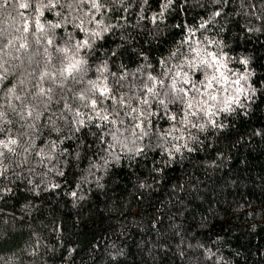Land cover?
<instances>
[{
	"label": "trees",
	"instance_id": "1",
	"mask_svg": "<svg viewBox=\"0 0 264 264\" xmlns=\"http://www.w3.org/2000/svg\"><path fill=\"white\" fill-rule=\"evenodd\" d=\"M33 2L0 0V264H264V0Z\"/></svg>",
	"mask_w": 264,
	"mask_h": 264
},
{
	"label": "snow or ice",
	"instance_id": "2",
	"mask_svg": "<svg viewBox=\"0 0 264 264\" xmlns=\"http://www.w3.org/2000/svg\"><path fill=\"white\" fill-rule=\"evenodd\" d=\"M3 2H4V4L6 5V4H8L9 0H3ZM42 2H43V0H40V3H42ZM169 2H170V0H169ZM224 2H225V3H228L229 0H224ZM18 6H19V8H24V9H27V8L31 7L34 11L39 12V15H40V16L43 15V11L40 10L39 3H36L35 0H34V2H33L31 5L28 4V3H19ZM45 6H46V7H54L55 5L51 3V0H49L48 5H45ZM101 6H102V5L100 4L99 0H92V2H91V7H92L93 9H99ZM215 14H216V15H220L219 12H216ZM30 26L35 27L36 30H38V31H41V32L44 31V25L40 23L39 17H37V18L35 19V21L33 22L32 25H29L28 23H26V24H25V27H24V31H28ZM49 27L59 28L60 25H59V24H57V25H49ZM200 27H204V25L202 24V25H200ZM48 43L51 44L52 41L49 40ZM24 46H25V45H21V47H24ZM73 47L75 48L76 51H79V49H81V48L89 47V42H88V40H84V41H82V42H80V43L74 45ZM59 51H60V52H63V53H67V52H69V49H68V48H61V49H59ZM197 55H199L198 52H197ZM213 59H215V57H213ZM85 63H86V61H83V60H75L74 63H70V64L65 68V71H66L69 75H71V73H72L74 70H75V71H80L81 65H83V64H85ZM241 63H243V64H247L248 61H247V60H243V61H241ZM189 66H190L191 68L195 69V68H198V67H204V66L212 67L213 65H212L208 60H203V59H202V60H200L199 64H196L195 62L189 61ZM98 70H99V69H98ZM45 75H47V73H45ZM222 75H223V74H222ZM0 78H2V77H0ZM149 79H155V78H154V77H149ZM213 79H216V78L213 77ZM245 80H247V75H244V74L240 75L239 78H238L237 80H235L234 83L237 85V88H236V92H237V93H242V92L245 91L243 85L241 84V81H245ZM184 82H185V83H188V80L185 79ZM160 83L162 84L163 81H160ZM117 84H119V81H117ZM209 86H210V84H209ZM173 87H174V85H173ZM49 91H51V90L49 89ZM96 91L99 93V96H100V97H103V98H109V97H110L111 89H109L107 86H105V87H103V88H97ZM147 91L150 92V93H153L154 95H159V94H157V93H154L152 88H148ZM181 91H182V90H181ZM40 93H41V94L44 93V89H43V88L40 89ZM17 99H19V97H17ZM122 99H123V98H121V100H122ZM212 99H215V97H212ZM177 100H179L181 103L184 102L183 97L177 95L176 97H173L171 100H169V103H175ZM100 102L103 103L102 100H101ZM236 102H239V101L237 100ZM142 103L147 104L148 101H147V100H143ZM158 103H159L160 105H163L165 108H167V104L165 103V101H164L163 99L159 100ZM91 104H92V107L95 108V106H96V104H97V100H96V99H93V100L91 101ZM188 107H189V108L192 107V103H191V102L188 103ZM133 111H136V110L133 109ZM31 114H32L31 112L28 113L29 116H31ZM152 114L154 115V113H152ZM165 114H166V113H165ZM0 115H2V113H0ZM117 115H118V113H117ZM97 116L100 117L101 119L105 120V121L108 120V116H107V115H103V116H102L100 112H97ZM161 118H163V117H161ZM169 118L172 119V120H175V119H176L175 116H170ZM113 122H114V121H113ZM79 123H80L81 125H83V124H84V121L81 120ZM136 127L139 128V127H141V125L137 124ZM78 130H79V129H77V131H78ZM10 143H11V144H15L16 141H15V140H11ZM0 144H4V142H3V141H0ZM4 147L7 148V144H4ZM9 151H11V149H9ZM2 155H3V153L0 152V156H2ZM73 195H74V194H73Z\"/></svg>",
	"mask_w": 264,
	"mask_h": 264
},
{
	"label": "rangeland",
	"instance_id": "3",
	"mask_svg": "<svg viewBox=\"0 0 264 264\" xmlns=\"http://www.w3.org/2000/svg\"><path fill=\"white\" fill-rule=\"evenodd\" d=\"M217 65V69L215 70V75L216 77L215 78H221V77H224V72H225V68H224V65L222 63H218L216 62L215 63ZM223 74V75H222ZM214 75V76H215Z\"/></svg>",
	"mask_w": 264,
	"mask_h": 264
}]
</instances>
